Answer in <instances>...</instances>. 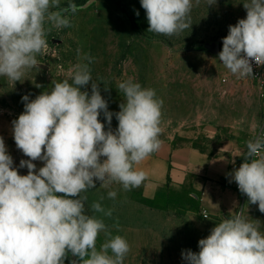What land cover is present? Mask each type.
Segmentation results:
<instances>
[{
	"label": "clouds",
	"instance_id": "1",
	"mask_svg": "<svg viewBox=\"0 0 264 264\" xmlns=\"http://www.w3.org/2000/svg\"><path fill=\"white\" fill-rule=\"evenodd\" d=\"M215 2L207 0V6ZM140 3L148 32L173 37L191 27V11L200 0ZM243 7L246 18L229 25L219 52V61L240 79L253 75V63L264 66V0H247ZM82 8L73 0L66 7H61V0H0V76L15 83L37 67V55L48 48L45 21L58 29L71 27L69 14ZM82 59L88 63L69 69L71 83L65 79L35 99L22 97L24 111L12 126L17 148L29 158L19 164L28 169L26 175L14 167L0 137V264H63L69 252L80 264H123L129 252L125 238L112 236L103 219L88 214V198L81 193L95 188V181L105 187L116 182L126 191L145 181L147 174L135 166L161 147L164 102L154 89L128 79L117 85L124 98L120 111H109L92 80L93 58L85 54ZM89 82L91 94L81 90ZM101 113L108 130L99 120ZM114 115L115 131L110 127ZM246 149L245 162L233 171L232 179L248 202L264 213V156L254 158L264 151V132L249 140ZM37 160L44 166L37 169ZM116 195L108 192L110 199ZM91 210L107 217L113 211L99 202H93ZM259 223L242 214L225 218L198 241V253L185 250L182 258L187 264H264ZM101 232L106 240L97 250Z\"/></svg>",
	"mask_w": 264,
	"mask_h": 264
},
{
	"label": "rangeland",
	"instance_id": "2",
	"mask_svg": "<svg viewBox=\"0 0 264 264\" xmlns=\"http://www.w3.org/2000/svg\"><path fill=\"white\" fill-rule=\"evenodd\" d=\"M68 2L61 0V7ZM73 2L83 8L69 14L71 27L58 29L45 21L48 48L37 55L39 65L26 70L15 83L0 76V137L20 175L28 172L26 167H19L20 161L29 158L15 144L12 121L24 111L22 97L35 99L50 92L55 82L69 79L71 83L69 69L88 63L82 59L85 54L93 58L89 64L92 80L108 102L109 111H120L124 98L117 85L131 79L154 89L164 102L161 144L172 140L176 147L191 140L200 150L216 152L229 141L244 161L247 142L264 129V101L251 80L240 79L221 66L219 52L229 25L246 18L243 3L247 0H216L209 6L207 0H200L191 11V27L173 37L148 32L140 0ZM91 83L81 90L91 94ZM99 120L108 130L103 113ZM110 127L113 131L118 127L115 115ZM33 163L37 169L44 166L39 160ZM95 184L81 195L88 198V214L103 219L112 236L120 235L128 242L123 264H187L182 252L198 253V241L210 235L223 219L235 215L242 214L254 224L259 221V230L264 233V213L248 202L236 182L233 201L223 195L222 207L213 213L204 211L199 194L186 187L168 184L164 190L149 193L144 182L130 191L116 182L107 187L100 181ZM110 191L117 193L115 199L108 198ZM93 202L101 203L105 210L112 209V216L92 212ZM105 240L101 232L97 250ZM73 260L80 264L79 258L69 252L63 264H72Z\"/></svg>",
	"mask_w": 264,
	"mask_h": 264
},
{
	"label": "crops",
	"instance_id": "3",
	"mask_svg": "<svg viewBox=\"0 0 264 264\" xmlns=\"http://www.w3.org/2000/svg\"><path fill=\"white\" fill-rule=\"evenodd\" d=\"M234 147L233 142L227 141L216 152H208L196 148L191 140L176 147L171 140L135 167L147 174L144 183L149 193L164 190L168 184L186 187L199 194L204 211L213 213L222 207L223 195L233 201L232 173L245 162L237 157Z\"/></svg>",
	"mask_w": 264,
	"mask_h": 264
},
{
	"label": "built area",
	"instance_id": "4",
	"mask_svg": "<svg viewBox=\"0 0 264 264\" xmlns=\"http://www.w3.org/2000/svg\"><path fill=\"white\" fill-rule=\"evenodd\" d=\"M221 66L228 70L221 62ZM248 79L251 80L257 87L260 98L264 101V66H256L255 63H253V75L249 76L247 78H244L243 80ZM264 132V129H260L254 136L253 140L261 133ZM264 156V151H262L257 157H254L256 159L261 158ZM238 188V186H237ZM239 189V188H238Z\"/></svg>",
	"mask_w": 264,
	"mask_h": 264
}]
</instances>
